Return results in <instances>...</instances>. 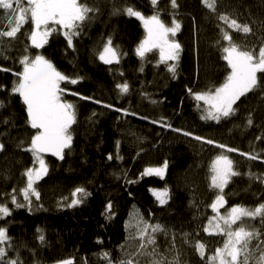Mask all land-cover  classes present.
I'll use <instances>...</instances> for the list:
<instances>
[{
    "label": "trees",
    "instance_id": "obj_1",
    "mask_svg": "<svg viewBox=\"0 0 264 264\" xmlns=\"http://www.w3.org/2000/svg\"><path fill=\"white\" fill-rule=\"evenodd\" d=\"M82 2L98 12L73 38L72 47L58 30L42 49L33 48L28 38L30 21L15 39L4 38L0 45V68L9 70L0 71V100L5 102L0 108V143L5 145L0 151V204L11 210L10 216L0 219V226H6L11 237L13 247L8 256L15 258L18 252L23 264L65 260L107 264L100 256L107 252L113 264L129 258L134 264H153L161 257L165 264L176 257L179 264H218L211 257L217 248H223L227 237L203 230L217 216L210 207L219 194L211 187L212 165L218 156L226 155L233 161V170L240 173L225 187L226 204L219 215L226 216L233 206L255 209L264 204V83L241 97L234 105L238 106L236 114L219 123L201 119L204 103L200 101L198 108L189 89L199 93L224 83L230 72L222 59V48L229 43L223 40L224 32L241 49L258 53L264 46V0H215V11L202 0H177L175 9L170 0H159L157 7L164 23L171 26L175 18L181 24L174 37L181 46L179 60L167 63L160 61L158 49L143 59L137 56L136 48L146 36L141 21L123 11L113 14L114 8L132 6L145 16L153 15L150 0ZM221 15L247 24L251 31L228 28L219 19ZM7 27V15L0 9V30ZM109 38L120 53L118 64L99 59ZM26 48L31 56L43 54L57 70L78 80L77 84L61 83L66 88L62 100L75 106L76 123L71 129L72 146L65 149L63 160L42 154L48 174L35 184L39 200L32 196L30 208H16L12 195L18 203L27 204L21 191L27 182L24 173L39 167L33 154L25 150L36 130L28 124L19 95H10L13 81L18 79L13 73L22 71L19 61ZM171 64L176 65L175 76L168 70ZM258 75L264 79V74ZM125 82L129 92L121 95L117 84ZM249 116L251 126L247 125ZM167 124L171 127L162 126ZM184 131L193 135L185 136ZM195 136L215 143L198 141ZM220 144L226 147H218ZM228 148L238 151L229 152ZM240 153L258 158L251 160ZM165 162L163 179L142 175L145 169L161 167ZM77 187L91 195L83 203L68 207ZM165 188L167 203L161 205L152 190ZM262 221L264 217L257 216L232 226L233 230L243 226L259 233L249 243L248 264H257L264 250ZM145 223L159 224L166 231L157 232L155 245L140 254L139 231ZM38 229L44 235L43 244ZM197 242L205 245L203 258L196 250ZM153 248L155 256L148 254Z\"/></svg>",
    "mask_w": 264,
    "mask_h": 264
},
{
    "label": "snow or ice",
    "instance_id": "obj_2",
    "mask_svg": "<svg viewBox=\"0 0 264 264\" xmlns=\"http://www.w3.org/2000/svg\"><path fill=\"white\" fill-rule=\"evenodd\" d=\"M203 4L211 9L216 10L215 0H202ZM26 3L27 6H24ZM154 9V14L145 16L141 11L134 9L132 6L124 7L123 9L114 8L113 14H120L123 11L129 17H135L140 20L145 32V38L136 48V54L143 59L146 53L159 50L160 61L167 63L168 61H178L181 46L174 37L180 31V22L173 18L171 26H168L160 18V10L158 9L159 0H150ZM171 7L177 8V0H170ZM0 9L4 10L7 15V30H0V45H3L4 38L15 39L17 33L21 31L24 24L31 22L32 30L29 35L31 46L35 49H42L47 43L48 38L58 30H62L68 46L72 47L73 38L79 36L83 31L86 21H91L98 9L89 7L82 0H0ZM221 21L227 24L228 28L249 33L251 31L247 24L241 25L236 19H229L226 15L219 16ZM59 26V29L57 28ZM223 40L228 41V46L222 48L224 55L222 59L227 62L230 72L227 75L223 84L214 89L204 92L194 93L189 89V94L193 96L200 108L199 102L203 101L204 108L202 109V120H214L219 123L222 119H228L234 116L237 112V101L248 93L253 92L264 83V79L258 74H264V46L259 48L258 53L254 49H241L239 45L232 42V36L224 32ZM25 55L20 59L22 71L13 73L18 79L13 81L10 90V95L18 94L25 105L28 124L36 133L31 137L30 146L26 148L33 154L34 159L38 162L39 167L36 169L29 168L24 175L27 177L26 186L21 190L24 201L27 204L18 203L16 196L12 195L11 201L16 208L31 207L34 196L37 200L40 198V193L37 191L35 184L48 174V168L43 159L44 153L63 160L65 149H70L72 146V126L76 123V110L72 103L62 100V94L66 88L61 87L62 82L77 84V79H70L68 76L57 70L54 64L47 59L43 54H28V49H25ZM0 55H3V49L0 47ZM99 59L105 64L119 63L120 53L117 48L112 46L111 38L100 53ZM143 70V69H141ZM168 70L175 76L176 65H168ZM0 71H9L8 69L0 68ZM120 94L124 95L129 92L127 82L117 84ZM0 90H3L0 86ZM76 95V93H73ZM83 99H91L82 97ZM101 103V101H95ZM5 107V102L0 100V108ZM105 107H113L105 105ZM121 111V109H116ZM125 114L128 113L125 111ZM3 123L7 124L8 120ZM156 123V121H153ZM253 120L251 116L247 119V125L251 126ZM171 127L170 124L162 125ZM181 132L182 129H173ZM183 135L192 136L191 132L184 131ZM194 139L204 141L201 136H195ZM260 139V137H257ZM208 144L215 143L208 139L204 141ZM23 143V142H21ZM220 148H225V145H217ZM5 145L0 143V151L4 150ZM229 152L238 151L237 149L228 148ZM248 159L255 160L258 157L249 153H240ZM112 159L111 155L108 157ZM167 169V162L163 166L157 168H147L142 175L156 176L160 179L164 178ZM212 183L211 187L219 190L213 203L210 205L212 211L217 216L209 220V226L204 227V232L210 235L222 234L227 237L223 248H217L214 256L211 257L213 262L218 261V264H248L251 253L249 252V243L253 238L259 236L258 232L246 230L240 226L233 230L232 226L238 221L243 222V218L255 219L257 216L264 217V204L257 206L254 210L242 206H233L226 216L219 215L220 208L224 207L226 201L224 199V189L228 185L233 176L240 173L233 170V161L226 155L218 156L212 165ZM15 191V190H14ZM153 195L161 205L167 203L168 191L152 190ZM89 193L83 187H77L72 193V199L68 207H75L83 203ZM112 208L111 203L107 205V210ZM11 210L6 204H0V219L10 216ZM222 221L223 223L221 224ZM215 222V223H214ZM264 222V221H262ZM149 229L151 231L149 232ZM39 236L40 242H45L42 230ZM166 231L163 226L156 224L145 223L139 231L141 240L140 254H144L149 245H155V234L157 232ZM13 245L11 237L8 235L6 226H0V264H23L19 258V253L15 258L8 256V252ZM196 250L200 253L201 258L204 257L205 245L197 242ZM149 255H156L153 248ZM100 256L107 260V264H113L110 254L107 252L101 253ZM243 256V260H241ZM59 264H74L72 260H65ZM118 264H134L132 259H121ZM153 264H165V260L161 257L159 260H154ZM168 264H179L178 257ZM257 264H264V250L261 251Z\"/></svg>",
    "mask_w": 264,
    "mask_h": 264
},
{
    "label": "rangeland",
    "instance_id": "obj_3",
    "mask_svg": "<svg viewBox=\"0 0 264 264\" xmlns=\"http://www.w3.org/2000/svg\"><path fill=\"white\" fill-rule=\"evenodd\" d=\"M161 18V17H160ZM162 19V18H161ZM44 154H50V153H44ZM230 159V158H229ZM249 210H254V209H249ZM243 219H245V218H243ZM57 264H59V263H57Z\"/></svg>",
    "mask_w": 264,
    "mask_h": 264
}]
</instances>
